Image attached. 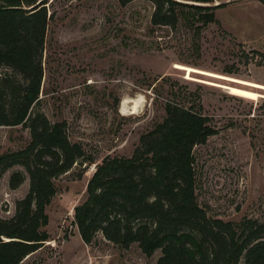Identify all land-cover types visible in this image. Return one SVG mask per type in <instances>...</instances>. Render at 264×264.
I'll list each match as a JSON object with an SVG mask.
<instances>
[{
  "label": "rangeland",
  "instance_id": "rangeland-1",
  "mask_svg": "<svg viewBox=\"0 0 264 264\" xmlns=\"http://www.w3.org/2000/svg\"><path fill=\"white\" fill-rule=\"evenodd\" d=\"M44 77L32 113L65 121L70 139L85 156L55 182L46 212L50 238L21 264H157L161 250L147 256L133 243L123 248L100 231L91 243L74 224V208L106 156L131 157L141 136L166 117V104L196 105L217 133L194 148L196 194L213 217L238 222L264 220V89L180 69L177 64L264 85V4L260 0H214V21H197L190 6L178 7L175 25L152 22L150 0H47ZM222 4L221 6H216ZM206 11H203L205 13ZM208 12V11H207ZM15 75L6 66L0 76ZM17 78H21L16 74ZM225 86L253 90L258 99ZM125 111H123V106ZM23 125H0V155L25 148ZM8 169L0 179V216L16 213L29 190V176L16 189ZM239 264H244L242 258Z\"/></svg>",
  "mask_w": 264,
  "mask_h": 264
},
{
  "label": "trees",
  "instance_id": "trees-1",
  "mask_svg": "<svg viewBox=\"0 0 264 264\" xmlns=\"http://www.w3.org/2000/svg\"><path fill=\"white\" fill-rule=\"evenodd\" d=\"M118 1L127 5L133 0ZM150 1L154 24L175 25L177 8L186 6L196 9L204 25L215 20L210 7L200 5L214 0H189L198 5ZM47 3L0 0V67L15 72L0 76V125H23L31 135L25 148L0 155V179L21 166L11 174L10 187L18 188L27 176L30 181L15 215L0 216V264H21L49 240L44 227L55 181L85 156L83 146L70 139L65 121L53 123L43 112L31 111L44 77L43 50L52 18ZM201 110L168 101L166 117L141 136L131 157L108 155L96 165L86 199L74 208L84 242L91 243L101 231L123 248L138 243L147 256L161 250L157 264H239L242 258L244 264H264V220L213 217L198 201L194 148L217 133Z\"/></svg>",
  "mask_w": 264,
  "mask_h": 264
},
{
  "label": "bare ground",
  "instance_id": "bare-ground-1",
  "mask_svg": "<svg viewBox=\"0 0 264 264\" xmlns=\"http://www.w3.org/2000/svg\"><path fill=\"white\" fill-rule=\"evenodd\" d=\"M177 67L180 68V69H184V70L188 71L190 73V75H191V72H196V73L209 75V76H212V77H215V78H219V79L232 81V82H235V83H238V84H242V85H246V86L253 87V88L264 89V85H261V84L255 83V82L241 80V79H238V78H235V77H230V76L223 75V74H220V73L209 72V71H206V70L194 68V67H191V66H185V65H182V64H177ZM225 87L230 89L232 91V93H234V94L246 96V97L251 98V99H258L261 96L260 93L255 92L253 90H248V89H245V88H239V87H234V86L233 87L225 86ZM125 106H126V104H124V106H123V111H125Z\"/></svg>",
  "mask_w": 264,
  "mask_h": 264
},
{
  "label": "water",
  "instance_id": "water-1",
  "mask_svg": "<svg viewBox=\"0 0 264 264\" xmlns=\"http://www.w3.org/2000/svg\"><path fill=\"white\" fill-rule=\"evenodd\" d=\"M219 5V4H218Z\"/></svg>",
  "mask_w": 264,
  "mask_h": 264
}]
</instances>
